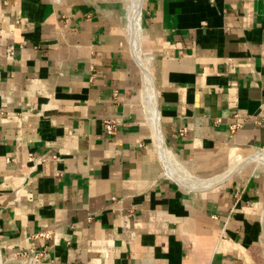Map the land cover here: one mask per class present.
Wrapping results in <instances>:
<instances>
[{"label": "crops", "instance_id": "crops-1", "mask_svg": "<svg viewBox=\"0 0 264 264\" xmlns=\"http://www.w3.org/2000/svg\"><path fill=\"white\" fill-rule=\"evenodd\" d=\"M120 4L0 0V264H264L263 0H143L168 165Z\"/></svg>", "mask_w": 264, "mask_h": 264}, {"label": "bare ground", "instance_id": "bare-ground-1", "mask_svg": "<svg viewBox=\"0 0 264 264\" xmlns=\"http://www.w3.org/2000/svg\"><path fill=\"white\" fill-rule=\"evenodd\" d=\"M142 4H143V0H127V5L125 6V9L127 11V26L129 27V39L131 40L130 43H132V47L135 50V53L140 58L142 68L145 72V79L143 81L147 86V90L149 91V97L147 99V102L150 104V107H151V117L150 118H151V121L153 123L158 125V117H157L155 102L152 100L153 95H154V91H153L154 88H153L151 73H150L149 68H148L149 64L147 63L144 56L142 55L141 48H140L141 47V37H142V35H141V10H142L141 8H142ZM155 128H156V126H155ZM157 140H158L160 152L163 155L165 163L168 165V161H167L168 158H167L166 153L164 151V146L162 144L163 139L161 140L160 134L157 135ZM251 160H261L262 162H264V156L253 154L251 156ZM167 167L170 168L169 166H167ZM169 173L171 176H174L176 179L180 180L179 178H177L174 175L173 171L170 170ZM181 181H183V180H181ZM186 182H183V183L181 182V183L184 184ZM189 182H187L188 185H189ZM189 187H190V185H189ZM190 188H192V187H190Z\"/></svg>", "mask_w": 264, "mask_h": 264}, {"label": "water", "instance_id": "water-1", "mask_svg": "<svg viewBox=\"0 0 264 264\" xmlns=\"http://www.w3.org/2000/svg\"><path fill=\"white\" fill-rule=\"evenodd\" d=\"M120 3H121V4H120V10H121V12H120V13H121V15H120V16H121V26H122V29H123V32H124V36H125V39H126V44H127L128 54H129V56H130V58H131L132 63H133V64L135 65V67L137 68V71H138V73H139L140 83H141V86H143L142 73H141V71H140L138 65L134 62L133 57H132V56L130 55V53H129V52H130L129 45H128L129 43H128L127 36H126V33H125V31H124V27H123L122 8H123V5H124V0H120ZM148 68H149V71H150V66H148ZM150 73H151V72H150ZM151 76H152V75H151ZM152 81H153V79H152ZM153 87H154V85H153ZM155 104H156V110H157V112H158L156 96H155ZM158 126H159V132H160L161 137H162V139H163L162 132H161V128H160V122H159V114H158ZM151 135H152V133H151ZM152 143H153V146H154V149H155V152H156L157 158L159 159V161H160V163H161V160H160V158H159V156H158V153H157V151H156L155 143H154L153 141H152ZM253 154L264 156V151H261V150H255V151H253V152L247 157L246 161L250 162V161H251V155H253ZM161 166H162V169H163V173H164V175H165L166 177L170 178V177L167 175V173L165 172L162 163H161ZM170 179H171V178H170ZM172 180H173V179H172Z\"/></svg>", "mask_w": 264, "mask_h": 264}, {"label": "built area", "instance_id": "built-area-1", "mask_svg": "<svg viewBox=\"0 0 264 264\" xmlns=\"http://www.w3.org/2000/svg\"><path fill=\"white\" fill-rule=\"evenodd\" d=\"M264 2V0H263ZM104 128L105 130L107 131V133L111 136V135H114L116 130H117V127H118V122L117 120H105L104 121ZM40 256L41 254H36L32 259H33V262L37 263L39 262L40 260Z\"/></svg>", "mask_w": 264, "mask_h": 264}, {"label": "rangeland", "instance_id": "rangeland-1", "mask_svg": "<svg viewBox=\"0 0 264 264\" xmlns=\"http://www.w3.org/2000/svg\"><path fill=\"white\" fill-rule=\"evenodd\" d=\"M125 5L126 4H124V7H125ZM124 7H123V9H124ZM122 17H123V22H124V26H125V28H126V22H125V19H124V15H123V13H122ZM145 49H146V51L144 52V56H150L151 58H152V55H151V53H150V51H149V47L147 46V44L145 43ZM152 61V60H151ZM147 63L149 64L150 63V60H147ZM150 66V65H149Z\"/></svg>", "mask_w": 264, "mask_h": 264}]
</instances>
